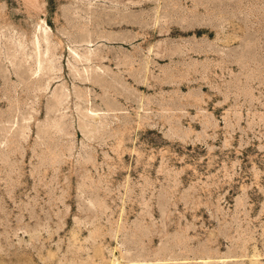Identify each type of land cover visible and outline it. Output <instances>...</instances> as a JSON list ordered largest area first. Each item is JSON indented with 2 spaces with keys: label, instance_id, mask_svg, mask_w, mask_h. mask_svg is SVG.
<instances>
[{
  "label": "rangeland",
  "instance_id": "obj_1",
  "mask_svg": "<svg viewBox=\"0 0 264 264\" xmlns=\"http://www.w3.org/2000/svg\"><path fill=\"white\" fill-rule=\"evenodd\" d=\"M0 264H264V0H0Z\"/></svg>",
  "mask_w": 264,
  "mask_h": 264
}]
</instances>
